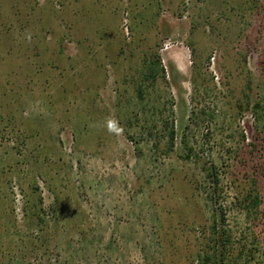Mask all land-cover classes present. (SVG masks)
<instances>
[{"label":"rangeland","instance_id":"1","mask_svg":"<svg viewBox=\"0 0 264 264\" xmlns=\"http://www.w3.org/2000/svg\"><path fill=\"white\" fill-rule=\"evenodd\" d=\"M263 96L264 0H0V264H264Z\"/></svg>","mask_w":264,"mask_h":264},{"label":"trees","instance_id":"2","mask_svg":"<svg viewBox=\"0 0 264 264\" xmlns=\"http://www.w3.org/2000/svg\"><path fill=\"white\" fill-rule=\"evenodd\" d=\"M193 47V45H190ZM193 53H195V50L193 49ZM150 57V58H149ZM145 56L144 61L140 64V72L138 70V73L140 74V84L137 88L138 97L143 100L144 99V88L145 84L148 85H154L158 81V79H165V70L162 66H160V61L158 60V54L154 53L152 56ZM194 64V63H193ZM196 65V64H195ZM197 67L195 66V69ZM198 69V68H197ZM196 69V70H197ZM195 70V71H196ZM198 72V70H197ZM196 72V73H197ZM250 88V85H248ZM248 96V95H247ZM250 97V96H249ZM248 97V98H249ZM250 102H248L249 104ZM264 96L261 98L260 101L256 102L254 111L255 113H259L260 111L264 110ZM175 138L176 133L174 130H171L169 132V143H168V149L172 150L175 145ZM188 158H190L188 156ZM205 172H207L206 168H204ZM209 175V173H208ZM216 183H219L218 176H215ZM253 192L255 190H250L245 198V209L249 211L252 208L258 207L261 203L260 196L258 194L253 195ZM217 224L214 223V225L210 228V251L207 253L204 257H202V260L206 264H239L237 261L230 260L228 258V246L230 244L229 238L223 239V236L220 235L218 237V231H217ZM224 235V233H222Z\"/></svg>","mask_w":264,"mask_h":264},{"label":"clouds","instance_id":"3","mask_svg":"<svg viewBox=\"0 0 264 264\" xmlns=\"http://www.w3.org/2000/svg\"><path fill=\"white\" fill-rule=\"evenodd\" d=\"M107 129L109 131V133H116L117 135L119 134V132L121 131L117 126H116V122L113 120H110L107 122Z\"/></svg>","mask_w":264,"mask_h":264}]
</instances>
